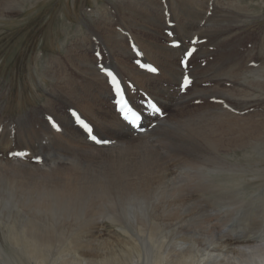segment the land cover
<instances>
[{"label":"bare ground","instance_id":"bare-ground-1","mask_svg":"<svg viewBox=\"0 0 264 264\" xmlns=\"http://www.w3.org/2000/svg\"><path fill=\"white\" fill-rule=\"evenodd\" d=\"M16 1L0 0V15ZM248 5L110 0L44 66L52 82L40 108L6 118L0 97V218L26 235L28 255L66 242L89 264H114L100 233L107 214L130 236L128 264H264V198L253 208L217 181L244 166L230 160L236 149L264 156V34L245 42L242 29L256 17ZM104 68L143 116V131L121 116ZM45 116L47 158L30 138Z\"/></svg>","mask_w":264,"mask_h":264},{"label":"rangeland","instance_id":"rangeland-1","mask_svg":"<svg viewBox=\"0 0 264 264\" xmlns=\"http://www.w3.org/2000/svg\"><path fill=\"white\" fill-rule=\"evenodd\" d=\"M109 1L17 0L13 5L14 10L8 11L6 15H0V97L3 98L1 103L4 117L11 119L22 117L45 103L52 80L43 74L44 66L65 53L70 41L84 34L88 26H92L89 11L92 8L94 10L102 8V5L106 6ZM233 1L236 2V0H222V4L232 5ZM243 3L249 4L250 12L256 15L248 19V24L242 29L245 42L251 43L249 41L258 39L264 34V0H243ZM64 13L67 20L63 18ZM260 55L259 52L255 54L256 57ZM243 71L246 72L247 69L244 68ZM247 75L252 77V74L247 73ZM242 80L245 82L246 79ZM45 119L47 116L43 122L36 120L39 131L30 138L35 140L39 152L47 158V120ZM231 154L234 157L230 160L240 161L244 164L243 168L240 167L233 173L228 172L230 174L220 172L217 181H221L224 187L236 189L241 198L247 199L242 198L243 201L251 202L250 200L254 199L253 208L260 207L264 198V156L255 153L250 146L241 150L236 149ZM245 164L253 165L254 170L247 168ZM217 170H215L216 175ZM212 177L215 178L214 175ZM100 220H103L101 237H104L116 251L114 264H128L126 262L131 251L133 252L132 243H127L130 239L129 234L121 225L109 219L107 214ZM238 220H241V217ZM22 235L0 218V264H41L39 255L46 257L44 264H89L85 258H81L78 249L74 246L71 248L66 242H61L60 247L52 245L53 247L48 251L40 249L35 256L28 255L27 251L32 250L33 245L27 241L26 235ZM220 256L224 257L225 253H220Z\"/></svg>","mask_w":264,"mask_h":264},{"label":"snow or ice","instance_id":"snow-or-ice-1","mask_svg":"<svg viewBox=\"0 0 264 264\" xmlns=\"http://www.w3.org/2000/svg\"><path fill=\"white\" fill-rule=\"evenodd\" d=\"M176 46H179L178 42H176ZM194 51H195L194 48L187 51L186 56L190 57ZM97 55H99V53H97ZM182 63H186V62H182ZM144 66L149 67L153 72L157 71L156 68L151 67L150 65H144ZM103 71H105L106 75L110 77L111 83L115 86V92L119 97L118 100L119 111L123 115L124 120H126L132 127L143 131L144 130L142 127L143 116L139 112L135 111L134 108L129 103L128 98L125 96L124 88L121 85V82L118 79L117 75L114 74L111 70L106 68H104ZM190 84H191L190 78L185 76L182 84V89H186ZM147 104L151 108L153 114H157V115L163 114L161 108L158 106L156 102L149 100L147 101ZM73 115L76 117L77 122L83 126V128L87 129L89 133L93 132V128L90 126V124L87 123L84 119H82L78 113L73 112ZM51 119L52 118L49 117V120ZM52 122L54 126L58 127V125L55 124V121ZM90 138L93 141H96L97 143H101V144H108L111 142L108 140L99 139L96 135H91ZM37 159L40 158L38 157Z\"/></svg>","mask_w":264,"mask_h":264}]
</instances>
